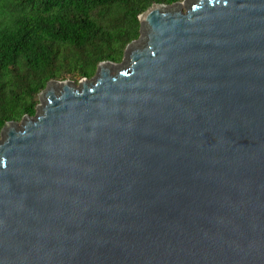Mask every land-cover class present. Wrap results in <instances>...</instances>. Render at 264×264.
Here are the masks:
<instances>
[{
  "label": "water",
  "instance_id": "1",
  "mask_svg": "<svg viewBox=\"0 0 264 264\" xmlns=\"http://www.w3.org/2000/svg\"><path fill=\"white\" fill-rule=\"evenodd\" d=\"M0 138V264H264V0H184Z\"/></svg>",
  "mask_w": 264,
  "mask_h": 264
},
{
  "label": "trees",
  "instance_id": "2",
  "mask_svg": "<svg viewBox=\"0 0 264 264\" xmlns=\"http://www.w3.org/2000/svg\"><path fill=\"white\" fill-rule=\"evenodd\" d=\"M184 0H0V138L35 116L50 81L95 77L141 36L139 15Z\"/></svg>",
  "mask_w": 264,
  "mask_h": 264
},
{
  "label": "rangeland",
  "instance_id": "3",
  "mask_svg": "<svg viewBox=\"0 0 264 264\" xmlns=\"http://www.w3.org/2000/svg\"><path fill=\"white\" fill-rule=\"evenodd\" d=\"M39 104H40V97H39ZM39 106V105H38Z\"/></svg>",
  "mask_w": 264,
  "mask_h": 264
}]
</instances>
